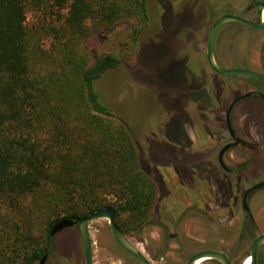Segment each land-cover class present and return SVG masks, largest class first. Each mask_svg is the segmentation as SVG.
<instances>
[{
  "label": "rangeland",
  "instance_id": "1",
  "mask_svg": "<svg viewBox=\"0 0 264 264\" xmlns=\"http://www.w3.org/2000/svg\"><path fill=\"white\" fill-rule=\"evenodd\" d=\"M250 1L148 0L150 20L141 29L138 44L132 41L129 22L103 31L86 43L96 55L125 52L128 62L140 47L134 64L126 61L109 69L95 87L129 129L143 169L158 185L149 222L140 231L127 235L153 264H186L191 255L204 249L222 250L235 264H243L253 239L264 233V189L249 200L253 225L245 218L241 205L243 188L264 176L260 174L259 161L241 174L243 180L238 178L232 184L216 157L223 138H228L224 118L230 97L247 91L253 83L262 89L264 81L217 74L205 64L207 34L212 24L228 13L249 18L244 10ZM185 8L191 12H184ZM41 12L31 8L28 16L33 20ZM262 39L261 29L243 27L236 21L225 23L215 41L218 64L264 73ZM217 107L220 110L215 114ZM237 123L243 135L262 143L260 111L245 106L238 113ZM216 131H220L219 135ZM168 142L183 143L188 159L170 155L172 152L164 147ZM198 151L203 154L197 156ZM259 155H263L260 149L254 156ZM248 225L251 232L247 230L246 235ZM90 233L94 264H139L119 247L108 218L93 220ZM51 243L44 264H86L78 227L57 233ZM257 257L256 264H264V244ZM39 263L40 259L35 264ZM201 264L220 262L205 258Z\"/></svg>",
  "mask_w": 264,
  "mask_h": 264
},
{
  "label": "trees",
  "instance_id": "2",
  "mask_svg": "<svg viewBox=\"0 0 264 264\" xmlns=\"http://www.w3.org/2000/svg\"><path fill=\"white\" fill-rule=\"evenodd\" d=\"M147 2L0 0V264H35L62 219L110 207L125 235L149 222L157 182L95 87L128 55L86 44L123 22L138 44Z\"/></svg>",
  "mask_w": 264,
  "mask_h": 264
},
{
  "label": "flooded vegetation",
  "instance_id": "3",
  "mask_svg": "<svg viewBox=\"0 0 264 264\" xmlns=\"http://www.w3.org/2000/svg\"><path fill=\"white\" fill-rule=\"evenodd\" d=\"M260 1L264 2V0H260ZM185 11L191 12V10L189 8H185L184 12ZM244 11L246 14H248L249 18H247L246 16H242L240 14H238V16H241L243 18L249 19V20L254 21V22H260V21L264 20V18L262 16L264 10H262L260 7L255 5L253 0H251L250 3L245 7ZM249 14H250V16H249ZM205 22L203 24H205ZM228 22H230V21H228ZM236 22H238V21H236ZM238 23L240 24V26H243V27L245 26L247 28H253V27H249L247 25H244L240 22H238ZM255 29H259V28H255ZM260 29L263 30V32H264V27H262ZM218 32H219V30H218ZM207 36H208V34H207ZM214 55H215V50H214ZM215 59H216V57H215ZM205 64L209 65L208 62H205ZM262 68H264V39H262ZM212 71L217 73V74H220V73L214 71L213 69H212ZM262 74H264V73H262ZM222 75H224V74H222ZM236 75H238V74H236ZM225 76H232V75H225ZM238 76H245V75H238ZM261 81H264V80H261ZM253 84L254 85L251 84L253 87H248L249 89L247 91L243 92L242 94L237 95V96H233L232 98L230 97V102L228 104V107L226 110V115L224 118V126L226 127L228 138L227 137L223 138V139H225L224 144L219 148V150L216 153L217 162H218L219 166L222 168L223 171H225L230 176L229 180L232 182V184L234 182H236L238 180V178L243 180L244 177H241V174H243L246 170H248L249 166L252 165L253 163H255L257 160L259 161L258 167H259V171H260L261 176H262V173H264V172H262V167L264 166V165H262V159H264V133L262 134V143L259 145L258 142L253 141V139L251 137L248 138L246 135H243V133L240 132V130L238 129V123H237L238 122V113L245 106H248L250 108H253V109L260 111V114L262 117V127H264V85L262 84V89H260L259 85H257L256 83H253ZM208 101H210V98L206 99V103ZM219 110L220 109L217 107L215 110H213V112H215V114H217L219 112ZM218 119L220 122H222V120H223L222 118H218ZM218 119H217V122H218ZM240 120H241V118H240ZM214 122H215V120H214ZM241 122H245V121H241ZM216 132L219 135L220 131H216ZM168 143H169V145L167 144V146L165 145L164 147L166 149L168 147L167 151L172 152V153H170V155H172L173 157H177V156L181 155L184 157V159H188V155H187L188 151L185 148V146L183 145V143L179 144L177 142L176 145L175 144L171 145V142H168ZM228 144H229V147L222 154V160L224 163V164H222L220 161L221 150L224 146H226ZM258 149H260V151L263 155H261V156L259 155L256 157V156H254V154L258 152ZM212 152H213V150L211 151V153ZM189 153H190V151H189ZM201 154H203V153L199 152V151L197 152V156H199ZM246 154H249L248 155L249 157L247 159H243L244 155H246ZM250 154H251V156H250ZM263 180H264V176H262V179L260 181H263ZM260 181H257V182H260ZM257 182H255L254 184H256ZM253 185H251V186H253ZM251 186L243 188V194L241 197V205H242L243 210L245 211V218L248 220L250 225H253L254 224V216L252 214L251 207L249 205V200L253 194H255L258 191H262L264 189V186H262L256 190H253L248 194L245 204L247 206H249V210H246L244 208L243 195H244V192ZM75 226L78 227V224L76 223L75 225L67 227L63 230H67V229L75 227ZM78 230H79V227H78ZM247 230L251 232L249 225L247 227H245V230H244V233L246 235L248 233ZM251 246H252V244H251ZM250 251H251V248H250ZM250 251H249V253H250ZM258 251H259V249H258ZM258 251H257V256H258ZM228 257H229V255H228Z\"/></svg>",
  "mask_w": 264,
  "mask_h": 264
},
{
  "label": "water",
  "instance_id": "4",
  "mask_svg": "<svg viewBox=\"0 0 264 264\" xmlns=\"http://www.w3.org/2000/svg\"><path fill=\"white\" fill-rule=\"evenodd\" d=\"M254 4L260 7L262 10H264V2L260 0H253ZM228 21H238L244 25H247L249 27L253 28H262L264 27V20L260 22H254L249 19L243 18L238 15L234 14H225L220 16L215 23L211 26L208 36H207V62L209 66L216 72L224 75H245L249 77H253L259 80H264V74L261 72H257L251 69L246 68H224L221 67L218 62L215 59L214 50H215V40L216 35L219 30V28ZM229 147V144L224 146L221 150L220 155V161L222 164V154L227 148ZM264 186V180L257 182L253 186L249 187L243 195V201H244V208L246 210H249V206H247L246 200L248 194L256 190L260 187ZM106 217L109 219V227L111 230V233L117 242V244L131 257H133L139 264H153L143 253L142 251L128 238L127 235H125L120 228L117 225V212L115 209L107 207L103 208L97 211H94L90 213L89 215L83 217L80 221H76L73 219H62L58 221L51 229V237H54L57 233L62 231L63 229L73 226L76 223L79 227L80 236L82 239V243L84 246V252H85V262L86 264H94L93 262V243L90 233V223L93 220H96L98 218ZM264 244V233L257 235V237L253 240L251 251L247 254L246 257L251 256V263L250 264H256L257 262V251L259 247ZM48 258V253L45 254L41 259L39 264H44L46 259ZM200 258H210L219 261L221 264H235L232 262L226 252L222 250H215V249H204L200 250L193 255H191L186 264H196V261Z\"/></svg>",
  "mask_w": 264,
  "mask_h": 264
},
{
  "label": "bare ground",
  "instance_id": "5",
  "mask_svg": "<svg viewBox=\"0 0 264 264\" xmlns=\"http://www.w3.org/2000/svg\"><path fill=\"white\" fill-rule=\"evenodd\" d=\"M262 16L264 18V11H263ZM204 259L205 258H200L199 260L196 261V264H201ZM250 263H251V256L246 257L245 260L243 261V264H250Z\"/></svg>",
  "mask_w": 264,
  "mask_h": 264
}]
</instances>
